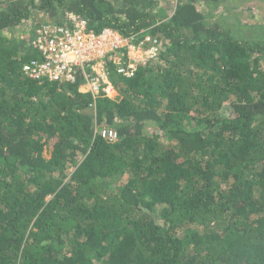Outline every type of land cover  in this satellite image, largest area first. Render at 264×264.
<instances>
[{"label": "trees", "instance_id": "1", "mask_svg": "<svg viewBox=\"0 0 264 264\" xmlns=\"http://www.w3.org/2000/svg\"><path fill=\"white\" fill-rule=\"evenodd\" d=\"M220 2L0 0V264H264V39ZM47 10L161 49L113 99L29 79L33 30L7 34Z\"/></svg>", "mask_w": 264, "mask_h": 264}, {"label": "built area", "instance_id": "2", "mask_svg": "<svg viewBox=\"0 0 264 264\" xmlns=\"http://www.w3.org/2000/svg\"><path fill=\"white\" fill-rule=\"evenodd\" d=\"M63 20V24L39 23L32 29L31 45L38 57L22 66V73L29 79L75 83L79 75V92L89 93L94 99H113L116 92L108 79L110 72L131 78L161 49L160 40L150 35L137 41L135 36L125 37L109 27L95 32L85 19L73 13ZM81 85L86 86L85 92L80 90ZM99 135L108 142L118 138L115 131L108 129H101Z\"/></svg>", "mask_w": 264, "mask_h": 264}, {"label": "rangeland", "instance_id": "3", "mask_svg": "<svg viewBox=\"0 0 264 264\" xmlns=\"http://www.w3.org/2000/svg\"><path fill=\"white\" fill-rule=\"evenodd\" d=\"M27 1L29 0H19L21 4ZM176 2L177 0H157L155 8L157 15L161 18L169 16ZM199 8L209 15L208 22H220L223 27L229 28L238 37L264 39V0H221L216 8L208 9L206 5H201ZM62 16L60 11H35L30 20L16 30L8 32L7 35L21 38L27 32H31L35 25L42 22L55 23L62 19ZM44 153L48 157L49 151Z\"/></svg>", "mask_w": 264, "mask_h": 264}, {"label": "crops", "instance_id": "4", "mask_svg": "<svg viewBox=\"0 0 264 264\" xmlns=\"http://www.w3.org/2000/svg\"><path fill=\"white\" fill-rule=\"evenodd\" d=\"M80 90H81L82 92H85V90H86V86H85V85H81ZM115 96H116V95H115ZM115 96H114V97H115Z\"/></svg>", "mask_w": 264, "mask_h": 264}]
</instances>
